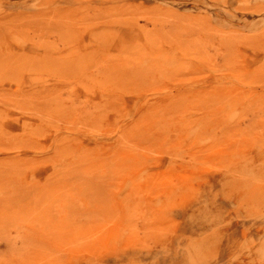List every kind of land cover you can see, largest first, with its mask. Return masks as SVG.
Returning a JSON list of instances; mask_svg holds the SVG:
<instances>
[{"label": "rangeland", "instance_id": "rangeland-1", "mask_svg": "<svg viewBox=\"0 0 264 264\" xmlns=\"http://www.w3.org/2000/svg\"><path fill=\"white\" fill-rule=\"evenodd\" d=\"M0 264H264V0H0Z\"/></svg>", "mask_w": 264, "mask_h": 264}]
</instances>
